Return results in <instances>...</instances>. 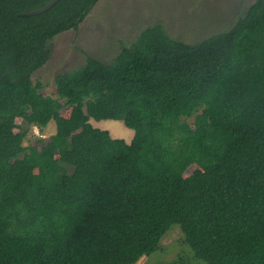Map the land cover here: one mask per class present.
<instances>
[{"label": "trees", "instance_id": "16d2710c", "mask_svg": "<svg viewBox=\"0 0 264 264\" xmlns=\"http://www.w3.org/2000/svg\"><path fill=\"white\" fill-rule=\"evenodd\" d=\"M49 1L0 0V264H135L173 225L191 257L152 264H264V0L194 43L146 26L111 61L57 73V97L32 74L98 0L21 14Z\"/></svg>", "mask_w": 264, "mask_h": 264}, {"label": "rangeland", "instance_id": "374dc122", "mask_svg": "<svg viewBox=\"0 0 264 264\" xmlns=\"http://www.w3.org/2000/svg\"><path fill=\"white\" fill-rule=\"evenodd\" d=\"M255 0H98L86 19L77 29H70L56 35L52 41V54L47 63L32 74L34 83L41 82V92L57 97L54 79L57 73L80 67L90 54L104 62L112 60L121 44L134 40L146 26L155 22L164 24L175 38L194 43L220 32L232 25ZM69 107L62 114L67 116ZM18 123L21 121L18 119ZM193 122V119L189 120ZM93 126L108 130L115 138L130 142L134 129L122 120L91 118ZM56 131L51 120L40 131L37 126L28 130L24 145L38 144L39 139H48ZM198 165L185 163L182 173L191 177ZM179 253L191 257L188 246L183 242V233L173 225L161 240V249L150 256H142L135 264L168 263ZM191 264H206L191 260Z\"/></svg>", "mask_w": 264, "mask_h": 264}, {"label": "water", "instance_id": "95a60500", "mask_svg": "<svg viewBox=\"0 0 264 264\" xmlns=\"http://www.w3.org/2000/svg\"><path fill=\"white\" fill-rule=\"evenodd\" d=\"M58 0H50L48 3H46L44 6L36 8V9H32L29 11H25L22 12V15H32V14H36V13H41L47 9H49L52 5H54Z\"/></svg>", "mask_w": 264, "mask_h": 264}]
</instances>
